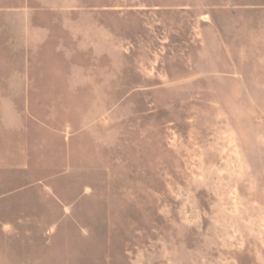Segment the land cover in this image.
<instances>
[{
    "label": "rangeland",
    "instance_id": "1",
    "mask_svg": "<svg viewBox=\"0 0 264 264\" xmlns=\"http://www.w3.org/2000/svg\"><path fill=\"white\" fill-rule=\"evenodd\" d=\"M0 173V264H264V0H0Z\"/></svg>",
    "mask_w": 264,
    "mask_h": 264
},
{
    "label": "crops",
    "instance_id": "2",
    "mask_svg": "<svg viewBox=\"0 0 264 264\" xmlns=\"http://www.w3.org/2000/svg\"><path fill=\"white\" fill-rule=\"evenodd\" d=\"M0 176L1 173H0ZM13 191H9L6 193H2L0 195V204L3 206L9 207V194L12 193ZM7 210V209H6ZM8 213V210H7ZM9 221H3L0 220V260L2 259H8V251H9Z\"/></svg>",
    "mask_w": 264,
    "mask_h": 264
}]
</instances>
